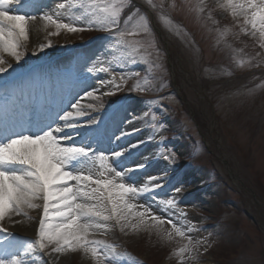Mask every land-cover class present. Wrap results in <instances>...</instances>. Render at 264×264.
<instances>
[{
    "label": "rangeland",
    "instance_id": "1",
    "mask_svg": "<svg viewBox=\"0 0 264 264\" xmlns=\"http://www.w3.org/2000/svg\"><path fill=\"white\" fill-rule=\"evenodd\" d=\"M63 2L67 0H38L36 7L28 11L26 6L19 8L17 14L55 15V5ZM72 2L76 6L61 10L58 18L85 30L67 32L58 30L55 24L39 22L40 35L33 38L29 33L28 52L15 72L25 71L35 62L47 60L73 44L76 47L65 52V58L55 67V81L73 83L68 69L75 71L93 64L98 69L109 67V62L112 67L123 64L122 69L117 67L115 71L117 82L123 85L120 91L115 95L97 93L99 99L82 103L96 105L98 111H88L100 118L110 106L127 103L115 116L114 134L119 133L130 112L140 117L136 124L143 130L120 141L116 149L152 137L122 158H131L127 166L147 162L144 169L125 182L142 184L151 176L159 177L174 168L175 171L186 169V173L194 175L187 181L185 173L181 183L170 188H166L170 180H158L161 188L141 195L135 202L150 203L156 214L173 218L192 237L196 260L185 254L184 264H264V71L260 70L264 67V49L260 48L259 38L252 37L250 29L242 27V18H233L227 0ZM136 3L138 7L131 6ZM111 5L120 9V24L124 19L119 31L136 32L139 25L147 22L150 29L147 38L152 41V49L145 51L141 46L143 35H126L124 39L130 43L115 47L112 33L92 39L102 30L99 24L88 28V21L102 18L105 15L102 10ZM49 41L51 47L31 55L33 48ZM134 41L140 43H131ZM0 55L12 59L7 53ZM40 68L47 69L45 80L49 81L54 67L43 62ZM121 71L125 74L122 81ZM112 74L111 71L94 74L88 88L96 87L97 79H109ZM174 78L179 91L174 88ZM249 89L253 90L250 94ZM59 90H64L61 83ZM164 155L174 156L175 164L165 161ZM98 165L97 160L95 167ZM181 184L183 192L177 196L173 189ZM174 197L177 205L170 208L166 201ZM41 214V210H29L28 216L18 217L23 226L18 230L36 231ZM108 223L113 225L108 231H98L91 238L115 248L116 264H181L176 253L188 243L186 239L168 238L166 233L143 228L121 232L114 222ZM193 225L198 231L188 232ZM4 226L14 225L5 220ZM163 227L171 229L168 224ZM32 237L34 241L36 235ZM66 257L69 264H94L90 255L80 250L70 251ZM29 264H47V261L34 253Z\"/></svg>",
    "mask_w": 264,
    "mask_h": 264
},
{
    "label": "snow or ice",
    "instance_id": "2",
    "mask_svg": "<svg viewBox=\"0 0 264 264\" xmlns=\"http://www.w3.org/2000/svg\"><path fill=\"white\" fill-rule=\"evenodd\" d=\"M37 3L38 0H0V53H7L12 58L9 60L0 55V91L5 95L8 94L6 88L10 83L8 78H16L15 69L21 66L28 52L31 26L45 22L67 32L85 30L58 18L61 10L76 6L72 0L57 3L55 15L48 12L39 16L17 14L19 8H34ZM226 6L231 9L234 19L242 18V27L250 29V35L258 37L260 48L264 49V0H227ZM102 11L105 15L96 21H88L87 27L93 28L99 24L102 31L112 33L113 47L129 44L124 39L126 35H143L145 39L141 46L144 50L153 48L152 41L147 38L150 32L147 22L138 26L139 31L125 33L119 31L118 7L106 6ZM131 43L139 44L140 41ZM51 46L50 41L41 43L38 48L31 50V55L36 56ZM117 67L122 69L124 65L112 67L109 62V67L101 66L98 69L95 64L75 71L68 69L72 72V87L55 108L39 119L31 111H26L18 121L0 122V264H29V258L37 252L49 258L48 264H58L62 255L77 250L90 255L94 264H116L115 248L102 240L91 238L98 231H108L113 226L108 222H114L121 232L143 228L156 230L158 234L166 233L168 238H184L188 243L176 253L181 257V264H184L185 254L196 260V246L192 244V237L187 236L173 218L156 214L150 203L135 202L141 195L154 193L161 188L162 185L156 181L163 179V176H151L148 182L142 184L125 182L147 165L145 162L126 166L122 158L152 137L120 149L100 148V117L88 111L99 109L94 104L85 105L82 101L115 95L120 91L123 85L117 82ZM110 71L113 73L111 78L97 79L96 87L88 88V82L94 74H107ZM19 74L31 78L30 69ZM119 79H125L123 71ZM101 89L108 90L101 92ZM252 91L249 89V94ZM139 119V116L130 112L119 133L113 135L112 144L115 146L141 132L143 129L136 124ZM163 159L172 164L176 162L171 155H164ZM97 160L98 168L95 167ZM164 176H167V172ZM183 188V184L174 188V194L178 196ZM166 204L175 208L177 198L168 199ZM29 210H41L42 213L38 220L36 239L21 243L4 226V221L13 225L21 223L14 218L28 216ZM165 224L170 225L171 229H165ZM193 231H198L194 225L188 228V232Z\"/></svg>",
    "mask_w": 264,
    "mask_h": 264
},
{
    "label": "bare ground",
    "instance_id": "3",
    "mask_svg": "<svg viewBox=\"0 0 264 264\" xmlns=\"http://www.w3.org/2000/svg\"><path fill=\"white\" fill-rule=\"evenodd\" d=\"M30 35H31L33 38H35V37H39V35H40V33H39V23H37L36 25H33V26L30 27ZM31 104H32V102L30 101V104H29V101H28V99L26 98L25 101L23 102V105H22V106H24V107H23V110L25 109V110H24V113H25V112L28 111L29 108H30L29 111L32 110V112L35 113V114H34L35 117H37V116H39V115H41V114H44V109H45V107L53 105V104L51 103V101L47 99V100L45 101V103H44V105L46 104L45 107H44V106L36 107L35 110L33 111L32 107H31ZM23 110H22V111H23ZM17 114H20V113H19L16 109L14 110L13 107H7V106H6V107H3L2 104L0 105V117L3 119L2 122H3V121H10V120H11L10 118H8V115H17ZM7 118H8V119H7ZM185 173H186V172H185ZM193 176H194L193 173L188 172V173H186V176H185V177H186V179H187V181H188V180H190ZM177 180H178V179H177ZM175 181H176V180H175ZM14 219L19 220L18 217H15ZM35 225H36V223L34 224V228H35ZM14 227H15V228H13V229H18V228L20 229V228L23 227V226H22L20 223H18V224H15ZM23 232H28V233H30L31 231H28V230L25 229ZM88 257H89V256H88ZM58 264H69L68 261H67L66 254H64V255H62V256L60 257ZM199 264H200V263H199ZM203 264H206V263H203Z\"/></svg>",
    "mask_w": 264,
    "mask_h": 264
}]
</instances>
